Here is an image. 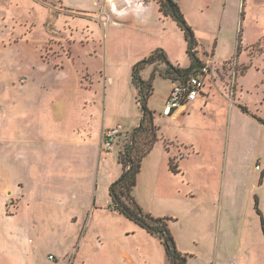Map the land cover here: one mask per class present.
I'll return each mask as SVG.
<instances>
[{
	"label": "rangeland",
	"instance_id": "rangeland-1",
	"mask_svg": "<svg viewBox=\"0 0 264 264\" xmlns=\"http://www.w3.org/2000/svg\"><path fill=\"white\" fill-rule=\"evenodd\" d=\"M107 1L0 0V264H106L123 251L138 264L145 257L146 264L167 261L157 239L144 248L128 231L139 226L104 207L105 180L120 171L118 153L141 121L134 67L158 51L188 67V45L158 0H132L156 6L124 17L112 15ZM180 6L212 49L201 52L202 63L214 58L205 91L228 95L232 104L226 101L223 119L215 116L218 107L210 116L191 111L187 122L166 117L175 85L161 77L163 62L148 66L156 74L149 104L160 128L157 144L179 148V141L195 155L185 161L184 183H171L173 193L149 191L146 168L134 196L145 212L177 220L170 230L187 264H264L256 210L258 203L264 219V125L253 117L264 120V0H181ZM139 76L151 77L146 69ZM75 127L81 135L73 146ZM90 128L94 135L105 129L102 148L103 136L119 129L108 161L107 150L100 163L95 142L85 141ZM53 141L62 158L70 152V162L42 178L37 151Z\"/></svg>",
	"mask_w": 264,
	"mask_h": 264
},
{
	"label": "trees",
	"instance_id": "trees-1",
	"mask_svg": "<svg viewBox=\"0 0 264 264\" xmlns=\"http://www.w3.org/2000/svg\"><path fill=\"white\" fill-rule=\"evenodd\" d=\"M158 5L160 13L165 18L173 19L183 32L188 45L187 53L191 60V65L188 69L174 67L167 59L166 54L158 51L134 67L133 84L139 91L138 103L140 104L142 117L139 126L132 131L129 142L118 153L117 161L122 168V175L110 187L109 193L112 203L109 209L134 222L148 234L160 240L164 246L169 264H187V256L178 251L170 230V222H176L177 220L170 217H154L152 214L145 212L134 196L143 162L161 140L159 128L155 124L154 113L148 107L149 100L154 93L153 81L155 80V73L151 74L148 81H144L139 76L140 70L146 69L148 66L155 64V62H163L167 69L160 74L161 77L185 83L193 73L204 65L197 57L196 48L198 43L195 33L186 22L177 3L173 0H158ZM242 110L248 113L246 108H242ZM174 112L176 110H172L169 115L174 114ZM256 119L264 125V120ZM164 143L168 149L167 144L169 142L165 140ZM170 169L173 172H177L176 165L172 159L170 160ZM256 210L261 217L264 233V219L258 209V203H256Z\"/></svg>",
	"mask_w": 264,
	"mask_h": 264
},
{
	"label": "crops",
	"instance_id": "crops-1",
	"mask_svg": "<svg viewBox=\"0 0 264 264\" xmlns=\"http://www.w3.org/2000/svg\"><path fill=\"white\" fill-rule=\"evenodd\" d=\"M180 2L181 0H179V2L177 3V5L179 6L180 10H181V6H180ZM154 4L156 6L155 3L151 2V3H146L144 1L141 2H133L132 0H108L106 2V8H110V13L116 17H124L125 14H127V12L132 11V10H136L137 13L142 14L144 11H147V8L151 5ZM121 5L122 8H119V6ZM182 12V11H181ZM99 19V18H95ZM195 33V32H194ZM195 37H196V41L198 43L196 51L199 52L197 53L198 58L200 59V61H204L203 57H202V51L204 52H211V50L207 51L206 48L203 46V44H201V40L198 37V35L195 33ZM187 44V42H186ZM215 57V55H214ZM168 59V58H167ZM212 61V63L214 64V58ZM170 62V61H169ZM172 64V62H170ZM204 63H207V61H205ZM203 63V64H204ZM174 67H177L179 69H188L191 65L185 68H181L179 66H176L174 64H172ZM147 71H149V75L151 76V69L150 68H146ZM160 74V73H158ZM157 74V76H158ZM156 76V74H155ZM210 76V75H208ZM206 76L204 79V84H205V80L208 77ZM169 81L172 82L173 85L176 84H180V81H173L171 79H167ZM146 81V80H145ZM174 87V86H173ZM205 87V85H204ZM226 95H227V91L226 89L224 90ZM170 93L167 96L166 99V103L167 100L169 98ZM221 98L223 99H219V97H216L215 95H213L211 93V91H205V88L202 89L198 99L193 102V103H189L184 105L183 107L179 108L178 110H176V112H174V114L172 115H166L164 112V116L166 117H173V118H181L184 116L185 122H187L188 118H190V116H192L191 111H201V113L204 116L209 115L210 116V111L213 112L212 108H217L219 110L220 114H215V116H218L219 118L224 117V113L226 112L227 109V102L228 100L231 101L230 98H228L227 96H222ZM230 104H232V101L230 102ZM198 106V108H197ZM148 107L150 109V111H152L154 113V120H155V112L153 110H151V106L148 103ZM166 107V105H165ZM240 108H246L248 113H249V108L240 105ZM208 113H206V112ZM243 111V110H242ZM199 113V114H201ZM196 115V114H195ZM203 115H200L201 117H203ZM256 117V116H253ZM259 119H262L261 117H256ZM263 120V119H262ZM91 126V123H90ZM158 127V126H157ZM117 129V128H116ZM160 129V128H159ZM88 130V129H87ZM122 131L127 132L128 130L125 129H121ZM105 129L102 128L98 131V134H93L91 131V128L89 129L88 132V136L85 138V141H94L96 144V149L95 152L97 153L100 163L103 160V148H102V134L104 133ZM107 131V130H106ZM70 132V131H69ZM42 133V132H41ZM40 133V134H41ZM73 136L75 137L73 140V146H75L77 144V138L80 137L81 134H79V132L76 130V127L72 130ZM40 136V135H39ZM95 137V138H94ZM94 138V139H93ZM83 139V138H82ZM180 143V147L178 148L177 146H170V149H167L165 146V143H161L162 147H159V142L158 144L155 145L154 150L152 151V153L146 158L142 171H141V175L140 178L142 177L145 169L147 168V182H148V189L151 192L155 191V192H160L161 194L164 193L165 194L169 191L171 193L174 192V189H171L170 185L173 181H177V183H184V179L186 178V164L185 161L188 159L187 157H193L195 155V149L193 148V146H189L186 145L184 143H181L178 141V144ZM56 143L53 141L50 143V145H53V147L47 148L46 144L43 145L42 147L38 148L37 154L39 156V161L42 162L41 166H40V175L42 178H46V177H50L53 176L54 174H58L56 173L57 171H54L55 168L59 167V166H63L65 164V166H67V163L70 162V152L67 155L66 153H64L65 157H61V155L59 154V152L61 151L60 147L55 145ZM72 144V143H71ZM56 150V151H55ZM105 151V150H104ZM30 151L27 150V158H30ZM59 154V155H58ZM109 153L107 151V154L105 155V160L108 161L109 158ZM47 159H50L49 162H47V164L49 165V169H46L43 163L44 161L46 162ZM62 159V160H60ZM174 160V164L176 165L177 168V172H173L170 169V160ZM85 162L87 163L88 160L85 158ZM44 166V167H43ZM120 171H115L113 172L114 174L107 177L105 180L106 183V195L104 196L107 200V203L105 204L104 207H110L112 200L110 198V187L112 185V183L114 181H117L121 175H122V168L121 166L118 164ZM197 166V165H196ZM44 170H43V168ZM64 167V166H63ZM196 170H198V166L196 168ZM113 171V170H112ZM68 173V172H67ZM103 175V173H102ZM179 194H177L178 199H182V195L183 192H178ZM186 197V196H184ZM91 198V197H90ZM102 198V196H101ZM96 199V203L98 201V194L96 193L95 196ZM93 205L92 209H94V211H97L98 208L96 206ZM103 208V207H101ZM112 212V211H111ZM114 214L115 217H122L124 219H126L124 216L119 215L116 212H112ZM128 220V219H127ZM129 233H132V235L138 234L140 240L142 241L143 247L146 249H150L151 247H155L156 245V240L157 238L151 236L150 234H148L144 229L142 228H135V227H130L128 228ZM158 240V239H157ZM160 242V240H158ZM161 244V242H160ZM161 246L163 247V250L165 252L164 246L161 244ZM140 248L136 249L133 252H137L140 253ZM180 252L183 253V251L181 249H179ZM51 257V256H50ZM165 257L167 259L165 264H169L168 262V258L166 256V252H165ZM230 259H232L231 257H229ZM146 257L144 258L143 264H146L149 262V260H145ZM219 255H216V262L218 263L219 261ZM225 257H221L222 261H225ZM235 261V259H232ZM106 264H138V261L135 260V257L133 256V253H130L129 251H123V253L120 255L119 259H113L111 260L110 257L106 258ZM225 263V262H224Z\"/></svg>",
	"mask_w": 264,
	"mask_h": 264
},
{
	"label": "built area",
	"instance_id": "built-area-1",
	"mask_svg": "<svg viewBox=\"0 0 264 264\" xmlns=\"http://www.w3.org/2000/svg\"><path fill=\"white\" fill-rule=\"evenodd\" d=\"M178 3L179 0H173ZM212 61H208L195 73H193L185 83L176 84L170 92L169 98L165 107V114L169 115L172 110H178L186 104L195 102L202 89L204 88V79L210 75L212 70ZM119 129H113L103 136L104 150L111 151L115 138L118 135ZM50 259H54L50 257Z\"/></svg>",
	"mask_w": 264,
	"mask_h": 264
}]
</instances>
